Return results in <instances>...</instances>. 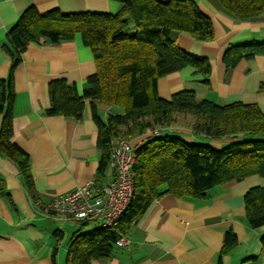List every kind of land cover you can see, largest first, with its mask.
<instances>
[{
  "label": "crops",
  "instance_id": "1",
  "mask_svg": "<svg viewBox=\"0 0 264 264\" xmlns=\"http://www.w3.org/2000/svg\"><path fill=\"white\" fill-rule=\"evenodd\" d=\"M196 2L211 17L214 37L201 41L179 31L174 38L180 48L209 59V82L203 83L202 75L186 67L158 80L160 96L170 98L189 89L199 100L219 105L256 103L264 112V54L242 58L231 69L224 62L230 47L264 42V12L244 19L224 11L219 0ZM121 6L116 0H0V81L7 78L12 63L5 48L9 32L28 8L73 13L117 12ZM96 71L94 53L79 33L58 44L41 37L22 53L14 70L11 112L14 140L29 153L37 199L29 195L16 163L0 153V264H66L71 238L80 229L85 232L96 226L83 227L79 221L47 209L53 197L74 191L88 180L96 181L101 149L90 101L81 119L46 113L53 80L66 79L83 93ZM98 108L106 117L108 107L99 104ZM3 119L4 113H0V130ZM162 131L216 148L232 141L197 135L184 125ZM112 177L109 168L99 184ZM258 185L264 186V177L252 175L214 187L202 199L165 194L128 231L129 247L117 245L110 257L94 264H264V225L253 228L248 224L244 201L246 192ZM228 231L236 234L237 243L221 255Z\"/></svg>",
  "mask_w": 264,
  "mask_h": 264
},
{
  "label": "trees",
  "instance_id": "2",
  "mask_svg": "<svg viewBox=\"0 0 264 264\" xmlns=\"http://www.w3.org/2000/svg\"><path fill=\"white\" fill-rule=\"evenodd\" d=\"M116 1L122 4L117 12H40L30 7L11 28L5 44L12 63L7 78L0 81V113H4L0 153L16 163L32 199H37V195L30 157L14 140L11 108L15 97L14 70L26 47L41 37L58 44L79 33L94 53L97 71L88 78L83 93L66 79L53 80L46 113L81 119L87 100L90 101L101 149L96 182L101 183L108 175L112 139L130 140L138 153L133 166L134 194L126 212L113 227L96 225L89 231L78 230L70 240L66 264H94L95 260L110 257L117 239L128 236L148 208L165 194L202 199L210 189L230 181H242L252 175L264 177V112L256 103L219 105L209 99L199 100L194 90H181L170 98L161 97L158 91L161 77L186 67L202 75L203 83L209 82V59L180 48L174 33L185 31L198 40H211V17L196 0ZM219 2L234 17L247 19L264 12V0ZM257 54H264V42H246L230 47L224 62L231 69L242 58ZM99 104L108 107L106 117ZM179 125L197 135L232 141L216 148L162 131ZM155 130L161 132L156 134ZM244 201L248 224L253 228L263 226L264 186L250 188ZM80 223L85 227L92 222ZM236 243V234L228 231L220 254Z\"/></svg>",
  "mask_w": 264,
  "mask_h": 264
},
{
  "label": "built area",
  "instance_id": "3",
  "mask_svg": "<svg viewBox=\"0 0 264 264\" xmlns=\"http://www.w3.org/2000/svg\"><path fill=\"white\" fill-rule=\"evenodd\" d=\"M155 130L154 133H160ZM110 168L112 179L106 184H98L91 179L74 191L53 197L47 209L55 215L67 219L90 221L98 227H113L119 222L129 207L134 194V170L138 153L130 140L124 137L111 141ZM127 236L117 239V245L129 247Z\"/></svg>",
  "mask_w": 264,
  "mask_h": 264
},
{
  "label": "rangeland",
  "instance_id": "4",
  "mask_svg": "<svg viewBox=\"0 0 264 264\" xmlns=\"http://www.w3.org/2000/svg\"><path fill=\"white\" fill-rule=\"evenodd\" d=\"M102 112V111H101ZM264 138V137H263ZM229 144V142L227 143V144H223V146H226V145H228ZM97 225V224H96ZM84 230V229H83ZM85 231V230H84Z\"/></svg>",
  "mask_w": 264,
  "mask_h": 264
}]
</instances>
